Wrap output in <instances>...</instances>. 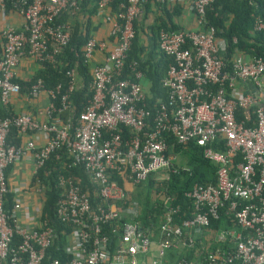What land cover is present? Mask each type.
<instances>
[{"label": "built area", "instance_id": "obj_1", "mask_svg": "<svg viewBox=\"0 0 264 264\" xmlns=\"http://www.w3.org/2000/svg\"><path fill=\"white\" fill-rule=\"evenodd\" d=\"M213 1H191L189 10L196 17L198 29L159 31L158 49L172 62L161 80L167 99L158 102L153 116L140 83L142 73L134 63L131 76L124 78L125 63L135 38L134 22L144 6L177 0H126L120 5L108 34L116 44L104 63L92 68V98L72 130L58 118L69 108L68 95L62 96L61 107L56 108L51 101L55 92L46 90L41 80L31 86L28 96L48 94L47 121L40 122L29 114L0 116V264H41L56 236L46 221L34 226L20 224L16 217L19 203L13 207L14 222L9 223L4 208L9 192L8 168L29 152L35 175L53 153L64 147L98 186L101 201L92 208L88 191L80 189L77 179L58 178L63 194L56 214L62 223L72 225L65 247L71 256L69 264H137V256L148 254L153 240L135 220L141 208L127 202L130 194L118 179L134 187L150 175L167 179L174 156L165 153L164 135L172 136L179 144L194 141L204 148V158L217 166V180L215 185L194 184L185 194L193 203L191 218L176 224L179 207L164 209L152 264H162L167 252L180 248L194 251V256L190 260L181 257L176 264H264V57L250 60L236 55L232 71L224 70L225 41L216 36L212 26L201 30L206 7ZM112 2L99 0L98 16ZM79 8L80 0H21L18 14L23 25L6 23L0 31L1 105L6 107L11 96L20 93V86L13 80L22 58L28 56L38 64L56 61L70 43L72 32L70 23L58 19L65 13L74 15ZM0 14L6 16L5 0H0ZM254 30H264L261 19L256 20ZM106 47V41L92 36L84 46L85 60L90 62L95 52ZM68 76L71 92L75 88L74 72ZM239 84L249 85L251 90L243 92ZM237 109H252L254 126L238 122ZM120 126L132 132L128 139L118 132ZM12 129L21 136L42 135L45 143L36 145L30 139L24 146L11 144L8 136ZM218 140L224 141L225 151L211 147ZM37 191L41 193V188ZM222 213L230 218L231 227L211 229V221L218 220ZM124 216L130 221L119 226ZM105 226L111 234L121 228L116 243L103 231ZM201 237L207 245L198 249L197 238ZM213 244L216 246L210 250Z\"/></svg>", "mask_w": 264, "mask_h": 264}, {"label": "trees", "instance_id": "obj_2", "mask_svg": "<svg viewBox=\"0 0 264 264\" xmlns=\"http://www.w3.org/2000/svg\"><path fill=\"white\" fill-rule=\"evenodd\" d=\"M98 1L80 0V8L74 15L65 13L58 19V22L70 23L72 32L70 43L56 57L54 63L45 62L40 64L41 70L30 81L16 78L13 80L20 86V93H26L27 95L31 86L41 80L46 90L55 92V97L51 101L56 108L61 107V98L67 94L69 108L58 114V118L60 122L68 124L71 130L76 126L79 115L92 98V91L90 90L92 69L91 63L84 58V46L94 33V21L99 12ZM125 3L126 0H113L107 11L111 16H114L119 11L120 5ZM152 4L158 12L153 31L156 38L160 30L182 31V27L175 23V20L184 12L182 4L179 2H154L146 4L144 9H149ZM20 8L21 0H5L6 15L18 13ZM257 19L264 22V0H214L206 7L205 24L201 26V30L212 26L216 30V36L225 41L226 50L223 53L225 71H232V59L236 55H242L250 60L264 57V30H254ZM137 25L138 19L134 22L135 38L126 59L123 76L124 78L131 76V66L135 63V69L141 72L149 83L146 103L153 116L158 102L167 99L166 91L161 86V80L172 61L162 54L159 49L155 63L145 60L141 56L142 51L138 39ZM111 39L113 40L112 37ZM2 43L3 39L0 37V59ZM71 71L74 72L75 88L73 91L68 92L71 81L68 73ZM57 87H59L58 90ZM4 109L6 110L5 107ZM4 109L0 106V116L11 115ZM56 115L54 114L53 118ZM235 117L238 122L245 121L246 126H254L255 116L252 109L247 111L237 109ZM149 124L151 128V119ZM118 132L123 139H128L132 135L130 129L124 126H120ZM164 137L167 143L165 153L173 156H184L186 158L185 168L188 171L176 164H171L167 179L158 180L156 175H150L144 182L134 187V191L127 200L128 203H137L141 208L140 215L135 220L139 222L143 230L149 232L151 239L156 237L160 216L167 206L179 207V212L175 215L174 220L176 224H180L181 221L192 216L193 203L185 194L191 190L194 184L215 185L217 180V166L204 158V148L198 146L194 141L179 144L172 136L164 135ZM8 141L11 144L20 146L22 138L17 130L12 129ZM211 147L217 151H225L223 140L215 141L211 144ZM172 170L176 171L173 172ZM60 176H71L77 179L80 189L88 191L92 208H96L101 203L97 197L98 186L91 182L83 165L76 163L65 147L53 153L45 165L36 172L31 181L32 185L41 188L43 196L39 221H46L56 234L52 245L45 252L41 264H53L54 261H58L59 264H69L71 260V256L66 253L65 247L68 244V235L72 231V225L62 223L56 214L58 200L63 194V189L58 183ZM37 182H39V186H37ZM118 182L120 185L124 184L121 179H118ZM166 198H171L172 201H164ZM13 205V195L8 192L4 199V208L8 213L10 224L14 222ZM128 221L130 219L124 216L118 225L121 226V224ZM210 226L215 231L227 229L231 227V220L222 213L218 220L211 221ZM120 229L118 228L119 232L117 234H111L109 226H105L103 231L112 237L113 242L116 243ZM215 246L213 244L209 249L213 250ZM197 248L199 249L200 246H197ZM169 254L171 259H175L174 264H176L181 257L192 259L194 251L189 252L180 248L179 250H170Z\"/></svg>", "mask_w": 264, "mask_h": 264}, {"label": "crops", "instance_id": "obj_3", "mask_svg": "<svg viewBox=\"0 0 264 264\" xmlns=\"http://www.w3.org/2000/svg\"><path fill=\"white\" fill-rule=\"evenodd\" d=\"M192 0H177L184 6L183 14L175 20V23L182 27V30H196L198 25L195 15L189 10V5ZM169 3V2H168ZM158 12L154 5H150L149 9H143L142 14L138 17V34L139 44L141 48V56L153 63L156 62V54L159 50L157 47V38L154 36L155 20ZM113 16L108 11L102 13L94 21L93 36L97 39H101L107 42V47L104 51H97L94 53L91 63V69L96 65L104 63L106 55L113 49L116 42L109 37V29ZM6 23L21 27L23 25V19L18 13H9L5 17L0 14V31ZM41 65L33 61L30 57L25 56L19 62L16 69V79L23 81H30L41 70ZM143 90L147 93L149 91V83L142 76L140 80ZM238 88L243 92H249L251 87L249 85L239 84ZM50 104V97L46 92H41L36 97H29L26 93H19L11 96L8 105L4 109L3 105H0L9 114H29L34 119L45 122L46 109ZM24 146L28 140H33L36 145H43L45 139L42 135L32 134L27 136H21ZM34 176V162L31 153H26L21 160L10 166L7 170V180L9 192L13 195L14 205L20 204V209L16 211V217L20 224H28L34 226L39 222L40 212L43 204L42 193L37 191V187L31 184ZM124 188L131 194L134 191V186L129 183H124ZM13 205V207H14ZM156 234V233H155ZM153 235V234H152ZM154 237L153 243L148 254H142L137 256V264H152L157 256V241L159 240V234ZM207 245L205 238H197L196 246L203 247ZM173 259V258H172ZM170 258L169 252H167L165 259L162 258V264H174V261Z\"/></svg>", "mask_w": 264, "mask_h": 264}, {"label": "rangeland", "instance_id": "obj_4", "mask_svg": "<svg viewBox=\"0 0 264 264\" xmlns=\"http://www.w3.org/2000/svg\"><path fill=\"white\" fill-rule=\"evenodd\" d=\"M172 164H176L180 167L185 168L186 167V158L182 155H175L173 158ZM164 259H165V257H164ZM172 260L174 261L175 259L173 258Z\"/></svg>", "mask_w": 264, "mask_h": 264}]
</instances>
